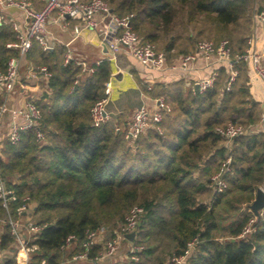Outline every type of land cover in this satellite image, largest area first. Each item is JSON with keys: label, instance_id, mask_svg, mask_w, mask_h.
<instances>
[{"label": "trees", "instance_id": "obj_1", "mask_svg": "<svg viewBox=\"0 0 264 264\" xmlns=\"http://www.w3.org/2000/svg\"><path fill=\"white\" fill-rule=\"evenodd\" d=\"M106 1L113 13H131L132 29L167 58L193 50L205 38H227L232 55L241 54L253 13L264 10V0ZM15 39V31L0 29V69L19 54L6 46ZM37 43L29 56L36 54L51 71L48 91L33 99L42 110L45 139L28 130L16 143L6 138L0 148V178L18 196L8 209L0 201V249L8 251L4 264L21 260L9 219L22 216L17 206L24 196L32 204V220L42 226L26 235L36 245L27 264H171L190 242L183 264H264V205L259 216L248 208L264 185V131L252 128L227 138L216 130L229 121L248 128L260 122L262 106L249 91L245 60L235 63L238 74L229 90L223 65L216 67L213 86L203 91L186 92L179 85L172 110L159 123L162 131L150 127L129 140L125 129L108 121L92 123L90 107L107 93L110 62L102 60L85 73L73 60L52 63L55 51ZM75 78L79 82L71 89ZM227 156L232 171L218 192L210 176ZM133 205L144 208L133 239L142 246L136 257L94 260L103 240L90 246L87 258L72 259L84 249L89 230L105 228L112 235Z\"/></svg>", "mask_w": 264, "mask_h": 264}, {"label": "built area", "instance_id": "obj_2", "mask_svg": "<svg viewBox=\"0 0 264 264\" xmlns=\"http://www.w3.org/2000/svg\"><path fill=\"white\" fill-rule=\"evenodd\" d=\"M4 2L8 5L19 7L25 15L23 27L13 22L16 39L6 44L8 47L17 48L19 54L18 56H11L7 60L5 67L0 69V94L3 97L2 102H0V124L4 115L10 113L11 117L6 138L11 143L18 142L23 132L28 130L35 132L37 140L43 141L45 139V132L41 127L42 110L40 106L33 99H27L18 106H11L10 100L15 85L19 80V57L26 54L34 40L39 42L45 50L51 46L46 37L50 20L59 22L63 27H66L67 18H80L82 24L80 26L75 25L74 28L78 34L82 28L95 27L98 24L96 16L104 14L106 20L101 29V41L108 47L109 59H114L117 53L123 50L135 57L150 70H181L187 73H193L202 67L223 64L228 72L224 83L226 90L231 88L238 74L235 63L239 59H243L264 83V51L259 50L256 45V29L258 26L264 28V10H256L253 13L252 33L247 37V46L243 53L233 56L232 48L227 38H222L217 41L200 39L196 42L194 50L179 55L176 60L169 63L165 51L157 48L152 41L143 38L132 29L130 24L132 14L122 16L113 13L106 0H45L43 5L38 9L34 8L29 0H4ZM54 12H56L55 16L52 17ZM72 59V54L68 49L64 56V63H68ZM76 62L81 66L82 72L91 73L100 61H97L95 64H88L86 61L78 59ZM31 71L32 74H41L45 78L51 75V71L44 64H38L32 67ZM218 74V70L212 68L208 75L194 79L192 82L194 91H203L213 86ZM111 79L112 76L106 82V95L96 100L90 107L92 123L94 125H100L109 119L106 103L108 101V91L112 83ZM78 82V78H75L71 89L76 88ZM171 110L172 106L163 95L155 98L154 108H148L145 105L137 107L132 113L129 125L125 128V137L129 140H134L139 134L145 132L150 127L162 131L159 123L162 121L164 113L170 112ZM263 122L264 107L261 112L260 124ZM252 128L257 129L255 125H251L248 128L241 123L229 121L224 125L217 126L216 130L227 138H233L248 130H252ZM231 171V157L227 156L221 162L219 169L210 176V185L218 192L223 191L227 187L226 175ZM259 187L264 190V185ZM17 199L18 196L14 190L9 188L4 180L0 178V201L2 206L8 209L11 202ZM22 200L23 202L17 206V211L22 216L10 218L9 223L11 225V232L16 237L18 247L16 253L18 252L21 256L19 264H27L29 254L36 245L30 244L26 235L38 231L42 226L32 220V204L28 201L29 197L24 196ZM143 211L144 208L142 206L133 205L125 216L124 221L118 228L113 230L112 235L109 237H105V228L89 230L82 243L84 249L75 253L72 259L87 258L90 246L103 240V247L95 254L93 257L94 260L101 262L111 259L119 251V247L124 242H128L125 256L129 258L136 257L135 252L141 249L142 246L128 239L126 233L136 231ZM252 221L253 218L245 226L244 233L251 230ZM192 246L193 242H190L183 254L172 256L170 259L171 264H183ZM2 252L0 249V264H4L3 259L5 254H2ZM42 263L45 264V261L43 260Z\"/></svg>", "mask_w": 264, "mask_h": 264}, {"label": "crops", "instance_id": "obj_3", "mask_svg": "<svg viewBox=\"0 0 264 264\" xmlns=\"http://www.w3.org/2000/svg\"><path fill=\"white\" fill-rule=\"evenodd\" d=\"M29 1L34 8L38 9L43 5L45 0ZM55 13L56 12L52 14V17L55 16ZM96 20L98 24L95 27L82 28L78 34L75 32L74 28L75 25L80 26L82 24L80 18H67L66 27H63L59 22L50 20L46 37L51 46L46 50L55 51V55L53 54L51 58H54L52 63L57 62V64L64 63V56L68 49L75 63H77L76 60L78 59H82L88 64H95L97 61L101 62L106 59L110 62L111 75L109 78L112 76V83L108 91L106 109L109 113L108 124L113 128L121 130L127 128L133 111L141 105L154 108L155 98L157 96H165L166 100L172 106V104L175 103L174 99L179 91V85H181L186 92L190 90L195 92L192 86L194 79L208 75L212 68L217 69L216 67L218 65L202 67L193 73H187L181 70H150L141 64L135 57L123 50L119 51L114 59H109L108 47L101 41V29L106 17L104 14H99L96 16ZM13 22L23 27L25 15L22 9L15 5H8L4 0H0V29L4 30L6 28L7 30L10 29L15 31ZM256 35V45L259 50L264 51V28L258 26ZM9 42L11 41L6 42V44ZM38 43L37 45L41 48L42 46ZM32 48L27 52L28 56L26 53L19 57V80L15 85L10 100L11 106H18L23 101L34 99L40 96L43 91H48L47 79L41 74H32V67L41 64L36 54L33 53L32 57L29 56V54L32 53ZM193 48L195 49V44ZM179 55L180 54H174L168 57V62L171 63L176 60ZM42 64L46 65V63ZM22 71H24V73ZM248 76L249 79L247 83L249 85V91L252 97L261 103L263 110L264 83L249 66ZM10 117V113H6L2 119L0 124V140L3 139L4 141L6 139V136L1 139V135L4 136L7 132ZM255 127L264 131V122L261 124L259 122ZM109 235L108 232H105V237H109ZM119 254L118 251L115 256Z\"/></svg>", "mask_w": 264, "mask_h": 264}, {"label": "water", "instance_id": "obj_4", "mask_svg": "<svg viewBox=\"0 0 264 264\" xmlns=\"http://www.w3.org/2000/svg\"><path fill=\"white\" fill-rule=\"evenodd\" d=\"M264 205V190L260 187L257 188L255 198L252 201L250 207L255 213H259V209ZM136 231H130L126 233V237L130 240L135 238Z\"/></svg>", "mask_w": 264, "mask_h": 264}, {"label": "rangeland", "instance_id": "obj_5", "mask_svg": "<svg viewBox=\"0 0 264 264\" xmlns=\"http://www.w3.org/2000/svg\"><path fill=\"white\" fill-rule=\"evenodd\" d=\"M206 39V38H205ZM178 48V47H177ZM194 49V48H193ZM263 64H264V59H263ZM23 73H24V71H22ZM257 128V127H256ZM5 136H6V133H5V135L3 136V135H1V139L2 138H5ZM2 146H3V139L2 140H0V148H2ZM254 200V199H253ZM251 203L252 202H250V205H251ZM250 205H249V209H251V207H250ZM246 204L244 203L242 206H241V208L242 209H246ZM252 210V209H251ZM253 211V210H252ZM256 216H259L260 215V210H259V213H255V212H253ZM128 242H124V243H122L121 244V246L119 247V253L121 254V257H120V254L118 255V256H114L112 259H110L111 261H114V260H116V261H124V260H127L129 257H126L125 256V254H126V250H127V247H128V244H127ZM8 253V251L7 250H3V252H2V254H7Z\"/></svg>", "mask_w": 264, "mask_h": 264}]
</instances>
